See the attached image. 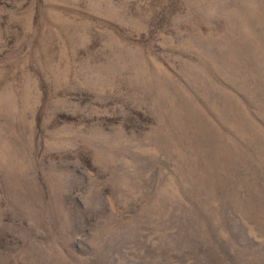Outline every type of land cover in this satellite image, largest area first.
<instances>
[{
	"label": "rangeland",
	"instance_id": "rangeland-1",
	"mask_svg": "<svg viewBox=\"0 0 264 264\" xmlns=\"http://www.w3.org/2000/svg\"><path fill=\"white\" fill-rule=\"evenodd\" d=\"M0 264H264V0H0Z\"/></svg>",
	"mask_w": 264,
	"mask_h": 264
}]
</instances>
